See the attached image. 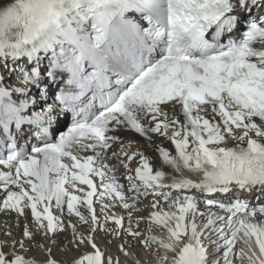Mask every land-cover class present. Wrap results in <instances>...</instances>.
I'll return each mask as SVG.
<instances>
[{
	"label": "snow or ice",
	"instance_id": "obj_1",
	"mask_svg": "<svg viewBox=\"0 0 264 264\" xmlns=\"http://www.w3.org/2000/svg\"><path fill=\"white\" fill-rule=\"evenodd\" d=\"M254 8H264V0H13L0 8V60L6 65L26 58L31 65L15 69L20 86L9 90L0 85V135L9 133L13 123L17 130L51 123L53 105L29 117L25 110L36 101L26 98L17 104L11 96L26 94L29 86L46 95L41 81H55L63 73H68L67 85L78 91L61 93L56 100L81 117L56 143L34 147L31 155L16 151L14 137L7 136L9 151L0 154V213L23 217L30 211L33 227L47 239L66 231L54 210L66 209L92 233L103 228L94 209L98 203L104 219L121 229L122 219L109 216L107 209L131 210L138 197L151 195L157 198L151 225L166 229L168 242L149 236L142 243L171 253L172 264H209L211 252L204 242L209 229L216 236L209 243L216 252L223 250V264H234L233 255L248 264H264V220L251 222L264 217V206L207 200L209 207L229 215L215 220L208 215L201 225L196 218L205 213L199 212L197 198L181 195L185 190L264 195V15L251 16ZM111 76L118 77L115 92L108 91ZM90 90L103 106L92 116L88 108L76 111L75 103ZM168 106L179 107L183 122L165 111ZM117 127L148 140L151 134L168 140L173 151L156 150L161 168L167 165L169 171L154 169L143 154L130 155L121 146L107 159L115 157L126 170L125 190L104 162V153L118 142L109 135ZM88 152L93 154L80 155ZM137 156L138 166L132 169L128 162ZM97 177L102 188L94 183ZM240 213L244 218L234 220ZM225 219L227 232L214 228ZM67 227L79 252L71 264H114L91 234ZM23 236L28 244L0 241V264H61L51 249L43 262L30 258L34 234L26 226ZM241 241L247 251L234 252Z\"/></svg>",
	"mask_w": 264,
	"mask_h": 264
},
{
	"label": "bare ground",
	"instance_id": "obj_2",
	"mask_svg": "<svg viewBox=\"0 0 264 264\" xmlns=\"http://www.w3.org/2000/svg\"><path fill=\"white\" fill-rule=\"evenodd\" d=\"M12 3L13 0H0V8ZM8 62L5 65V62L0 60V77H2L0 82L6 85L11 84V81L15 80L16 76L18 75V72L15 70L16 68L13 65H10ZM22 62L24 65H28L26 58H23ZM10 69L13 70L10 71ZM35 92L36 90L32 89L29 91V94H33ZM167 108H171V106H168ZM53 114L57 115L56 112ZM237 134L239 135L240 133L238 132ZM130 142H132V144H130ZM230 144L232 145L233 142L229 141V145ZM154 145H162L166 148V150L173 151L172 147L170 146V142L156 134H152L151 141H141L137 137L130 135L122 144L124 152H127L130 155L133 153L143 154L149 159L152 166L156 168L161 164V160L154 151ZM113 151L119 153L121 151V147L114 146L112 148V152ZM106 160L112 165V168L115 169L117 178L121 181V184L125 186L126 190L127 181L124 179V176L127 174L126 170L120 166L119 160L115 157H112V159L106 158ZM138 160L139 157L137 156L134 161L128 162L129 167L132 169L137 167ZM166 168L168 169V166ZM193 179H195V177H193ZM165 190L167 191V189ZM175 194L176 193H173V195ZM251 194L241 192L240 190L237 191L238 197L247 198L251 197ZM126 195L131 196L135 195V193H126ZM181 195H193L197 198L199 202V212L205 213L204 217L197 216V223L202 225L204 222H206V215L213 208L209 207L205 201L213 200V198L208 197L197 190H185L183 193H181ZM216 196L222 200L228 198V196H222L220 194H216ZM156 199V197L151 195L138 197V199L135 201L136 207L131 210H126L119 206H112L107 209L109 216H115L123 219V228L121 229H117L115 224L104 219L103 213L100 210V205L97 203V217L103 228L97 227V230L92 233L89 232V225L81 224L76 216L68 215L65 209L63 215H61L59 212H57L56 215L61 217L66 231L63 233L50 235L47 239L44 236L43 230L37 232L33 227L34 222L30 211H26L25 216L23 217H19L16 213L12 212H2L0 213V241H4L9 246H11L14 241H24L25 244H28L27 239L23 236L24 229L27 226L34 234V240L32 241L29 251L30 258L34 257L37 261L43 262L49 257V252L47 249H51V255L60 261L61 264H71V261L79 255V252H77L75 249L73 231L71 228L67 227L68 224H71L75 226L76 234H91L94 238V241L100 246L101 250H103L107 256L112 258L114 264H172L171 253L166 252L163 248H160L158 244H152L149 246L142 243V241H145L149 236H155L157 241L163 240L167 242L163 235L166 229L152 226L149 219L150 213L154 211L151 205ZM127 202L133 203L131 199H128ZM160 204L165 208V210H167V204L165 202L161 201ZM85 215H87L86 210ZM150 226L151 231H149ZM129 231L139 232L140 235L137 237L131 236L128 234ZM205 237H208V239H205V242L215 239V232L211 229L205 230ZM37 245H43L44 247H38ZM16 249L19 250L18 244L16 245ZM209 249L211 252V255L209 256L210 262L215 264L217 260H220V264H223V260L221 258L223 250L216 252L215 246L213 245H211ZM240 249L247 251L246 245L242 241L237 244L234 252L239 251ZM81 250L86 251L87 249ZM4 251L8 252L9 249L6 247L4 248ZM253 251H256L257 255H259L258 248H253ZM162 257H167V260L162 259ZM232 259L234 264H248L246 259H237L235 255H233Z\"/></svg>",
	"mask_w": 264,
	"mask_h": 264
},
{
	"label": "rangeland",
	"instance_id": "obj_3",
	"mask_svg": "<svg viewBox=\"0 0 264 264\" xmlns=\"http://www.w3.org/2000/svg\"><path fill=\"white\" fill-rule=\"evenodd\" d=\"M135 213V212H134ZM136 221H138V220H136Z\"/></svg>",
	"mask_w": 264,
	"mask_h": 264
}]
</instances>
